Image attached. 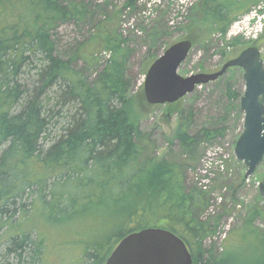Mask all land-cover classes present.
<instances>
[{"label":"trees","instance_id":"obj_1","mask_svg":"<svg viewBox=\"0 0 264 264\" xmlns=\"http://www.w3.org/2000/svg\"><path fill=\"white\" fill-rule=\"evenodd\" d=\"M138 1L127 0L124 8L135 9ZM260 1L200 0L186 38L209 49L215 35L225 36ZM89 15L84 1L0 0V264H44L48 243L37 224L80 216L95 227L78 240L76 264H106L125 236L149 227L181 237L193 264L225 263L208 241L233 208L227 201L216 204L212 190L189 180L187 172L203 144L226 137L233 112L241 114L243 128L244 90L225 75L208 83L222 90L223 112L196 129L194 107L179 110L174 133L179 152L170 148L158 158L153 135L143 130L134 108L127 74L133 48L118 18L110 13L95 22V33L70 56L57 48L59 25L82 23ZM162 21L146 31L149 41L169 33ZM242 43H219L217 52L227 57L231 46ZM97 49L108 57L93 59ZM155 54L151 47L153 61ZM80 60L89 68L78 66ZM237 180L239 185L225 181L233 202L245 173ZM260 215L255 206L248 220L254 223ZM253 223L240 240L257 242L264 256V234Z\"/></svg>","mask_w":264,"mask_h":264},{"label":"rangeland","instance_id":"obj_2","mask_svg":"<svg viewBox=\"0 0 264 264\" xmlns=\"http://www.w3.org/2000/svg\"><path fill=\"white\" fill-rule=\"evenodd\" d=\"M77 1H84L90 5L89 18L82 23L66 22L59 25L55 31L59 52L70 56L79 42L85 43L90 35L95 33V22L105 20L110 13L118 18V27L129 38L133 48L127 74L132 82L130 94L134 97V108L143 130L151 132L153 135L158 148V158L166 155L170 148L174 149L175 153L179 152V147L174 141L179 110L189 106L194 107L196 129L208 123L210 121L209 116L217 117V114L223 112V108L218 104L222 90L211 84L200 86L192 94L172 103L151 104L145 96L144 81L147 70L153 61L149 56L150 48L152 47L153 52H156L155 58L161 55L171 44L186 39L188 34L186 26L189 24L193 13L198 10L200 0H195L193 3L189 2L186 5L179 1L183 5V11L178 8L179 3L176 0H139L135 9L124 8L127 0ZM178 10L184 13L181 14ZM256 12L264 21V1L252 6L247 14L239 17L231 25L225 36L215 35L211 48L205 49L203 46L195 44L181 66L180 72L183 75L197 72H215L221 68L225 61L236 57L244 48L256 43H259L264 58V30L259 32L258 37L248 34V31H251L256 23L261 26L257 20L258 16L252 18V14ZM118 15L120 16L118 17ZM162 19L164 21L161 24L164 23L168 26L169 33L166 37L157 35L155 40L149 41L146 31ZM248 26L249 29L247 30ZM236 41H243V43L231 46L227 50V57L223 58L222 54L219 53V43L220 46H223ZM218 50L219 52H217ZM91 55L93 59L99 60H105L108 57V54L102 49L95 50ZM78 66L89 68V64L82 60L78 62ZM95 69V66H91L89 70L93 73ZM225 76L227 79L235 81L236 87L245 89L243 69L233 70L232 68ZM241 120V114L232 113L227 120L229 129L226 137L217 142L203 144L198 159L188 170L187 175L192 182L199 180L204 185L207 184L208 189L212 190V195L215 197V203L227 201L233 208L230 214L224 216L221 232L208 241V243H214L217 246L216 254L224 259L225 263L223 264H251L253 261L264 264L262 250L258 249L260 244L254 241L250 246L249 243L252 239L249 242L245 238L240 240L242 231L247 229V225L253 223L248 219L251 209L255 206L261 209L262 215L258 216L252 225L264 234V200H261L258 195L259 182L264 177V165L259 166L255 173L242 183L238 189V198L235 199V202L232 201L231 193L227 183H225V181H232L239 185L238 175L246 171L244 164L239 162L234 154L236 137H239L242 132ZM172 144L174 145L172 146ZM210 161L220 167V170H224L221 166L225 165L228 173L226 175L225 173H215L209 177L208 172L210 170L212 172V169L216 167H209ZM220 207L221 205L216 208V211H220ZM45 222L42 221V223L37 224L39 229L44 232V237L48 243L44 264H76L73 261L77 259L82 250V245L78 243V240H81L82 235H85L93 226L95 227V221H92V225H90L86 217L80 216L65 223Z\"/></svg>","mask_w":264,"mask_h":264},{"label":"water","instance_id":"obj_3","mask_svg":"<svg viewBox=\"0 0 264 264\" xmlns=\"http://www.w3.org/2000/svg\"><path fill=\"white\" fill-rule=\"evenodd\" d=\"M193 44L188 38L179 40L152 62L144 81L146 99L151 104L176 102L198 87L217 80L231 67L242 68L245 90L240 106L244 120L234 154L237 160L244 163L245 177L248 178L264 165V59L261 50L251 45L215 72L183 75L180 68ZM258 191L264 197V177ZM106 264H193V256L184 240L171 230L149 227L125 236Z\"/></svg>","mask_w":264,"mask_h":264},{"label":"built area","instance_id":"obj_4","mask_svg":"<svg viewBox=\"0 0 264 264\" xmlns=\"http://www.w3.org/2000/svg\"><path fill=\"white\" fill-rule=\"evenodd\" d=\"M178 3H179V5H178V8L181 10V11H183L184 9H182L183 8V5H186V4H188L189 2H192L193 3V1H195V0H176ZM183 4H181L180 2ZM180 10H178L181 14H183L184 12H181ZM258 16V19L257 20H259L258 22L261 24V26H258V24L256 23L255 24V26H256V29H255V26L254 27H252L251 28V31H248L249 33L248 34H252V36H254V37H258V35L261 33V32H263V30H264V21L261 19V17L257 14V12L256 13H253L252 14V18H256ZM250 17V16H249ZM256 20V21H257ZM249 29V26L247 27V30ZM253 31H255L254 33H252ZM260 32V33H259ZM210 163L211 164H209V167H215L216 165H215V163H213L212 161H210ZM225 166V165H224ZM224 166H221V168H223L224 170H220V167H215V168H213L212 169V172H211V170L208 172V174H209V177H211V176H213L214 174H215V171L216 170H218V171H225V167ZM216 169V170H215ZM207 174V175H208ZM206 175V176H207ZM204 187H208V185L207 184H205V186Z\"/></svg>","mask_w":264,"mask_h":264},{"label":"flooded vegetation","instance_id":"obj_5","mask_svg":"<svg viewBox=\"0 0 264 264\" xmlns=\"http://www.w3.org/2000/svg\"><path fill=\"white\" fill-rule=\"evenodd\" d=\"M259 46V43H256Z\"/></svg>","mask_w":264,"mask_h":264}]
</instances>
